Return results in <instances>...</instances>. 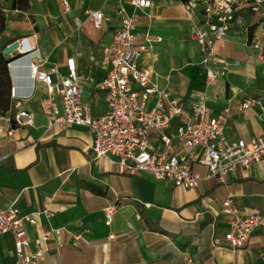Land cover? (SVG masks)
I'll return each mask as SVG.
<instances>
[{
  "label": "crops",
  "instance_id": "crops-1",
  "mask_svg": "<svg viewBox=\"0 0 264 264\" xmlns=\"http://www.w3.org/2000/svg\"><path fill=\"white\" fill-rule=\"evenodd\" d=\"M49 1L60 12L59 0ZM68 1L71 11L64 12L61 0L57 15L44 1L46 6L32 21L23 14L29 15L33 1L20 9L12 8L11 0L0 39L6 47L34 35L30 41L36 45L34 52L11 67L12 86L20 92L29 88L28 66L39 58L42 68L65 74L67 58L73 56L82 76L83 100L91 104L93 114L100 115L107 109L99 87L108 71L101 64L102 47L112 42L121 25L118 9L131 13L134 6L129 0ZM152 1V6L137 9L138 27L162 39L143 53L141 64L153 69L162 86L184 98L186 110L198 99L206 101L213 116L230 107L226 133L231 140L262 134L264 33L257 32L250 15L245 14L216 43L220 54L238 64L208 82L200 47L190 37L192 29L203 25V6L187 9V0ZM86 8L101 9L109 17L101 29L86 17ZM254 37L260 49L251 45ZM45 95V84L38 82L31 98L12 97L10 108L0 109V205L41 212L37 222L28 225L32 237L43 229L63 227L48 242L40 264H188L189 258L193 264H264L262 229L234 250L215 242L226 243L231 216L222 205L228 197L243 216L264 213V159L238 169L226 183L209 177L195 188L176 186L152 173L117 166L109 155L96 157L88 128L49 127L40 105ZM249 98L259 102L237 110ZM19 109L35 113L33 125H14L12 116ZM193 169L203 176L208 171L200 164ZM113 204L118 207L107 223L105 210ZM12 246L11 234L0 237V264L14 263Z\"/></svg>",
  "mask_w": 264,
  "mask_h": 264
},
{
  "label": "built area",
  "instance_id": "built-area-1",
  "mask_svg": "<svg viewBox=\"0 0 264 264\" xmlns=\"http://www.w3.org/2000/svg\"><path fill=\"white\" fill-rule=\"evenodd\" d=\"M134 10L129 13L120 7L121 25L115 30L110 44L102 47L101 64L108 67L99 87L104 93L107 109L100 115L92 112L90 103L83 100L82 76L78 73L75 58H67V72L56 68H42L41 58L28 66L30 85L23 92L14 86L12 97L19 100L33 96L37 83L46 86L41 99L42 112L48 118V126L62 128L79 126L93 134L92 150L96 157L109 155L113 164L126 170L152 173L159 179L176 186L195 188L203 178L216 177L226 183L240 168H249L264 159V132L249 139L231 140L226 133L231 108L225 107L213 116L203 99L192 102L190 110L184 107L182 96L173 94L155 78L153 69L141 64V58L160 36H154L138 27V8L153 5L152 0H129ZM64 12L71 11L68 0H62ZM203 6V25L192 29L190 37L197 41L201 51V64L206 80L212 82L227 74L232 64L218 50L216 43L223 39L231 27L249 14L257 32L264 33V0H187V9ZM84 13L94 28L101 29L109 19L101 9L86 8ZM17 40L15 54L8 67L35 50L33 37ZM251 45L260 49L254 37ZM259 57L263 55L259 53ZM259 100L249 98L239 103L241 111ZM14 125L31 126L35 113L19 109L13 116ZM158 142L157 145H154ZM90 162V161H89ZM194 164L206 166L205 176L193 169ZM117 204L106 208V222L110 223ZM222 211L231 216L229 229L224 234L225 244H216L232 250L245 246L253 232L264 230V213L240 214L228 197ZM41 212H23L17 206L0 205V237L11 234L13 246L10 254L13 264H40L48 251V242L63 227L43 229L32 237L28 225L37 222ZM50 214V213H48ZM51 215V214H50ZM188 264H193L189 258Z\"/></svg>",
  "mask_w": 264,
  "mask_h": 264
},
{
  "label": "trees",
  "instance_id": "trees-1",
  "mask_svg": "<svg viewBox=\"0 0 264 264\" xmlns=\"http://www.w3.org/2000/svg\"><path fill=\"white\" fill-rule=\"evenodd\" d=\"M12 8L27 9L29 0H12ZM5 30V17L0 18V33ZM10 58L2 50H0V109L7 110L10 108L12 95V77L8 70Z\"/></svg>",
  "mask_w": 264,
  "mask_h": 264
},
{
  "label": "rangeland",
  "instance_id": "rangeland-1",
  "mask_svg": "<svg viewBox=\"0 0 264 264\" xmlns=\"http://www.w3.org/2000/svg\"><path fill=\"white\" fill-rule=\"evenodd\" d=\"M32 1H33L34 8L30 9V11H28L29 12L28 16L23 14L25 16V19H30L32 21H35L36 16H38V14H40V11H42L41 6H43L44 1L48 5V8L52 12L55 11V15H57L58 13H61V11H62L61 0H59L60 12L56 11V8L53 5L52 1H49V0H32ZM10 2H11V0H0V18H1V16H4L6 18L5 14H7V9L10 8ZM46 4H44V5L46 6ZM27 17H29V18H27ZM61 18H63L65 20L64 15H61ZM54 25L55 24H53V26ZM53 26H50V27L47 26L46 29H49ZM5 45H6V41L4 39H0V50H4L6 48Z\"/></svg>",
  "mask_w": 264,
  "mask_h": 264
},
{
  "label": "water",
  "instance_id": "water-1",
  "mask_svg": "<svg viewBox=\"0 0 264 264\" xmlns=\"http://www.w3.org/2000/svg\"><path fill=\"white\" fill-rule=\"evenodd\" d=\"M17 45H18L17 42H13L9 44L8 46H6L3 52L8 55L16 49Z\"/></svg>",
  "mask_w": 264,
  "mask_h": 264
},
{
  "label": "clouds",
  "instance_id": "clouds-1",
  "mask_svg": "<svg viewBox=\"0 0 264 264\" xmlns=\"http://www.w3.org/2000/svg\"><path fill=\"white\" fill-rule=\"evenodd\" d=\"M8 70H9V72H10V75H11V68H9V67H8Z\"/></svg>",
  "mask_w": 264,
  "mask_h": 264
}]
</instances>
